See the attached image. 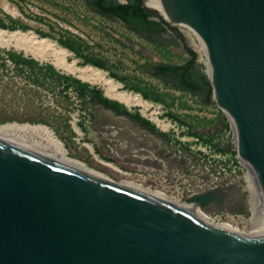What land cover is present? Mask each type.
Returning a JSON list of instances; mask_svg holds the SVG:
<instances>
[{"label":"rangeland","instance_id":"rangeland-1","mask_svg":"<svg viewBox=\"0 0 264 264\" xmlns=\"http://www.w3.org/2000/svg\"><path fill=\"white\" fill-rule=\"evenodd\" d=\"M162 24L168 31L156 42L89 8L85 0H0V28L47 38L69 51V61L106 71L121 83L120 90L148 102L127 106L109 97L101 84L58 68L52 57L39 58L26 51L24 41L12 39L0 44V126L43 124L69 158L120 187L180 209L191 195L232 188L223 210L209 206L203 212L215 216L223 232L254 241L263 225L254 216L253 184L237 159L229 117L213 95H195L153 75V64L193 59L211 81L207 55L191 29L177 25L183 40ZM99 91L120 105L105 103Z\"/></svg>","mask_w":264,"mask_h":264},{"label":"water","instance_id":"water-1","mask_svg":"<svg viewBox=\"0 0 264 264\" xmlns=\"http://www.w3.org/2000/svg\"><path fill=\"white\" fill-rule=\"evenodd\" d=\"M138 1L181 39L177 25L205 43L213 96L264 196V0ZM231 191L207 190L183 204L223 210ZM0 264H264V242L0 142Z\"/></svg>","mask_w":264,"mask_h":264},{"label":"bare ground","instance_id":"bare-ground-1","mask_svg":"<svg viewBox=\"0 0 264 264\" xmlns=\"http://www.w3.org/2000/svg\"><path fill=\"white\" fill-rule=\"evenodd\" d=\"M146 3L150 7L157 9L165 18H169L164 7L156 1H147ZM3 6L5 9L10 10L9 4L5 3ZM185 27L191 29L199 37V35L192 28L188 26ZM12 39L18 40V43L19 41H24L23 45L25 46L26 51H31L39 58L47 59L52 57L58 68L75 74L84 80L101 84L109 97H112L127 106L148 105V102L139 94H132L130 92L120 90L121 83H118L113 78L109 77L106 71L92 65L82 67L77 64L76 60L69 61L67 59L69 51L55 42H52L47 38L38 39L34 35L29 36L27 33H21L20 31L9 32L8 30L0 28V44L8 45L11 43ZM200 41L202 44V50H204L207 55V73L212 77V66L208 57L207 47L201 38ZM23 140L31 142L32 146H27ZM0 142L84 176H88L111 185L117 184L106 174L88 167L85 163L79 160L71 157L69 158L63 143L55 137L51 129L43 124L13 122L1 125ZM249 173L256 196V203L254 202V216L255 219H258L263 225V233L256 237L254 241L264 242V196L256 172L250 169ZM181 209L187 210L193 215H197L199 217L197 213L198 209L188 208L183 203L181 205ZM199 218L201 219V217Z\"/></svg>","mask_w":264,"mask_h":264},{"label":"trees","instance_id":"trees-1","mask_svg":"<svg viewBox=\"0 0 264 264\" xmlns=\"http://www.w3.org/2000/svg\"><path fill=\"white\" fill-rule=\"evenodd\" d=\"M90 5L103 15L119 18L133 31L152 41L160 42V40H157L159 39L157 37L166 32V28L162 22L153 19L152 17L155 15L146 8L140 7L138 0H129L128 2H121L119 0H91ZM154 69L153 75L165 83L175 82L176 87L202 97H211L213 95L211 81L205 73H202L195 66L193 59L184 64L160 63ZM77 81L79 82V80ZM99 93L105 103L120 105L119 102H113L109 98L104 97L102 91H99Z\"/></svg>","mask_w":264,"mask_h":264},{"label":"built area","instance_id":"built-area-1","mask_svg":"<svg viewBox=\"0 0 264 264\" xmlns=\"http://www.w3.org/2000/svg\"><path fill=\"white\" fill-rule=\"evenodd\" d=\"M194 33V32H193ZM194 35L197 37V39H198V41H199V44H200V46H201V41H200V38L194 33ZM230 119V118H229ZM230 121H231V119H230ZM231 127L233 128V131H234V136H235V144H236V146H237V150H238V140H237V134H236V129H235V125L233 124V122L231 121ZM237 159L241 162V163H243L244 165H246V163H245V161H243L240 157H239V154L237 155ZM246 167H247V165H246ZM248 168V167H247ZM250 170V168H248V171ZM204 209V208H203ZM203 209H198V212H200L202 215H203V217H205V218H208L210 221H211V223H213L214 225H218L219 226V224H215V216H213L212 214H205L204 212H203Z\"/></svg>","mask_w":264,"mask_h":264},{"label":"flooded vegetation","instance_id":"flooded-vegetation-1","mask_svg":"<svg viewBox=\"0 0 264 264\" xmlns=\"http://www.w3.org/2000/svg\"><path fill=\"white\" fill-rule=\"evenodd\" d=\"M86 1V4L89 6V8H92L91 7V5H90V1L91 0H85ZM108 1V0H107ZM96 11H97V9H95ZM97 12H99V11H97ZM100 13V12H99ZM104 16H106V17H108V18H111V19H119V18H117V17H114V16H107V15H104ZM166 28V27H165ZM166 31H168L167 30V28H166ZM163 34H165V32L163 33ZM160 64V63H159ZM159 64H157L156 66H154L153 68H155V67H157ZM153 74H154V72H153ZM172 84H174L175 86H176V83L175 82H171Z\"/></svg>","mask_w":264,"mask_h":264}]
</instances>
